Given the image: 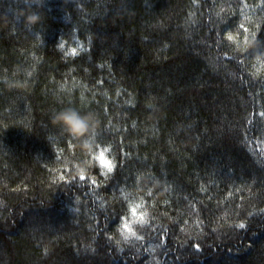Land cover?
Instances as JSON below:
<instances>
[{"label":"trees","instance_id":"16d2710c","mask_svg":"<svg viewBox=\"0 0 264 264\" xmlns=\"http://www.w3.org/2000/svg\"><path fill=\"white\" fill-rule=\"evenodd\" d=\"M0 264H264V0H0Z\"/></svg>","mask_w":264,"mask_h":264},{"label":"clouds","instance_id":"9594fccd","mask_svg":"<svg viewBox=\"0 0 264 264\" xmlns=\"http://www.w3.org/2000/svg\"><path fill=\"white\" fill-rule=\"evenodd\" d=\"M46 0H39V6L44 8ZM23 15L25 25L32 28L42 23L44 17L39 12H25ZM54 125L79 142V147L85 153H92L96 145V129L98 125L97 117L94 113H81L75 108L68 107L59 111H54L50 117Z\"/></svg>","mask_w":264,"mask_h":264},{"label":"snow or ice","instance_id":"6c2138e0","mask_svg":"<svg viewBox=\"0 0 264 264\" xmlns=\"http://www.w3.org/2000/svg\"><path fill=\"white\" fill-rule=\"evenodd\" d=\"M229 39H231V37H229ZM96 159H98L101 163V165L103 167H105L107 169L108 172H111L113 170V166L111 165V162L108 161L106 158H105V155H104V152H100L99 155L96 157ZM81 178L83 179V173H81ZM141 207V205H136L135 207H133L131 209V212L133 214L134 217L137 216V208ZM138 219L143 222L144 220V214L143 213H140L139 216H138ZM241 227H243V225H241ZM122 231H127L128 233H131V228L129 227V225L127 223H125L123 225V228H122ZM134 234V233H132ZM127 238V237H126Z\"/></svg>","mask_w":264,"mask_h":264}]
</instances>
